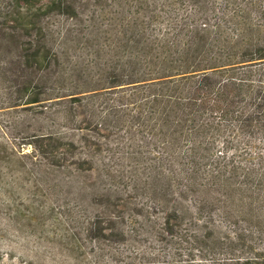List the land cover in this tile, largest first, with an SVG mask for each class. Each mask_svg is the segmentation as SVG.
I'll list each match as a JSON object with an SVG mask.
<instances>
[{"label":"rangeland","instance_id":"374dc122","mask_svg":"<svg viewBox=\"0 0 264 264\" xmlns=\"http://www.w3.org/2000/svg\"><path fill=\"white\" fill-rule=\"evenodd\" d=\"M262 100L264 61L21 107H12L10 84L0 78V264L264 262V169L238 221L230 210L234 168L212 223H190L188 195L212 144ZM148 134L187 153L176 167L163 166L168 173L158 184L185 219L172 239L157 236L161 220L149 199L143 148ZM191 140L198 141L194 150ZM135 159L141 205L131 221L122 195Z\"/></svg>","mask_w":264,"mask_h":264},{"label":"trees","instance_id":"16d2710c","mask_svg":"<svg viewBox=\"0 0 264 264\" xmlns=\"http://www.w3.org/2000/svg\"><path fill=\"white\" fill-rule=\"evenodd\" d=\"M259 61L264 0H0V78L10 84L12 107ZM186 144L194 150L198 141ZM143 148L149 199L161 220L157 236L175 238L185 219L158 184L168 173L163 166L176 167L187 153L151 134ZM206 160L189 180L190 223L206 226L219 216L233 168L230 210L238 221L264 169V100L212 144ZM139 172L135 159L122 195L131 221L141 205Z\"/></svg>","mask_w":264,"mask_h":264}]
</instances>
